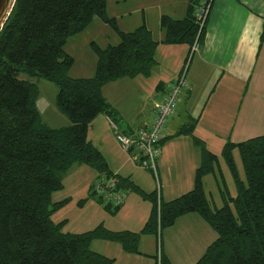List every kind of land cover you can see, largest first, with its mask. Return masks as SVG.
<instances>
[{"label": "trees", "instance_id": "16d2710c", "mask_svg": "<svg viewBox=\"0 0 264 264\" xmlns=\"http://www.w3.org/2000/svg\"><path fill=\"white\" fill-rule=\"evenodd\" d=\"M199 4L200 0H188L183 19L162 16V43L191 48L197 39L204 41L208 17L201 26ZM95 18L116 31L120 42L106 47L91 42L97 57L94 75L72 77L75 58L65 46ZM159 43L145 24L122 31L108 14L107 0H16L0 32V264H113L114 258L92 249L93 241L117 242L125 252L141 254L144 234L158 238L189 213L200 215L218 234L195 264H264V134L228 141L218 155L194 135L196 120L182 127L178 134L193 136L202 160L193 189L170 201L161 198L160 189L145 192L130 178L114 175L122 187L138 192L152 204L140 231H114L101 223L72 233L63 230L66 219L53 220L71 200L55 202L53 194L64 188V178L73 166L83 164L100 175H113L105 155L88 137L100 114L119 122L103 87L125 77L150 76ZM22 73L56 84V105L69 119L68 125L51 127L44 122L37 106L38 86L21 78ZM235 150L241 156L244 178ZM221 156L234 179L236 194L227 186ZM210 174L220 187V208L213 206L206 191L205 178ZM104 207L111 214L118 210ZM159 252L154 255L155 264H173L163 249Z\"/></svg>", "mask_w": 264, "mask_h": 264}, {"label": "crops", "instance_id": "0c3cea01", "mask_svg": "<svg viewBox=\"0 0 264 264\" xmlns=\"http://www.w3.org/2000/svg\"><path fill=\"white\" fill-rule=\"evenodd\" d=\"M187 7L188 0H107L108 14L117 20L122 31L129 32L145 24L154 39L160 42L156 52L157 63L149 77H125L103 87L104 96L118 112L120 129L130 132L148 125L154 117L155 102L180 76L190 46L162 43L165 32L161 27V18L169 15L183 19ZM263 25L264 0H213L204 41L189 64L188 87L182 92L179 107L170 117L165 139L160 143L157 189H160L163 200H173L193 189L195 172L202 160L201 149L195 144L193 136L178 134L182 127L196 120L194 135L205 141L208 149L218 155L228 141L241 142L262 134L254 132L256 122L252 117L264 118V103H258V98H255L256 92L264 93ZM86 32L93 35L86 38L84 43L91 51L93 41L102 47L120 42L117 32L99 18H95L85 31L75 36H83ZM69 54L75 58L70 73L72 77L94 75L97 63L94 52L89 64L84 65L79 73L73 71L77 61L75 54ZM56 97L52 103L43 94L38 98L37 106L46 124L51 127L66 126L69 119L58 109ZM52 108L48 123L43 115ZM57 113L63 123L60 126L53 124ZM111 119L107 114L97 116L90 126L89 139L103 152L113 175L130 178L145 192H153L155 188L150 174L139 167L131 153L122 148L111 127ZM71 173L74 175L72 192L58 201L66 198L71 200L58 212L70 204L83 211L88 206L91 214L82 221L86 225L98 226L103 223L114 231L143 229L152 211L150 201L127 188L128 193H135H129L126 202L117 208L116 213L110 214L92 190L100 173L86 165L77 164L65 176L62 190L67 188ZM83 199L85 201L79 204ZM66 220L65 226L70 222L69 218ZM168 229L171 230L166 237L169 246L163 252L173 264H177L175 255H182L187 264H195L218 237L217 232L196 213L179 217ZM152 238L155 236H142L141 254L127 253L119 243L106 240H95L92 246L96 247L95 251L114 258L113 264H155Z\"/></svg>", "mask_w": 264, "mask_h": 264}, {"label": "built area", "instance_id": "2783aa9c", "mask_svg": "<svg viewBox=\"0 0 264 264\" xmlns=\"http://www.w3.org/2000/svg\"><path fill=\"white\" fill-rule=\"evenodd\" d=\"M213 0H200L197 8V20L201 26L205 23ZM201 43L197 39L190 49L180 76L173 81L163 95L154 104L153 120L146 126H141L133 131L126 132L120 129L119 123L111 119V127L116 133L117 140L125 151L132 154L137 163L158 178L157 160L160 155V143L165 138L167 123L179 107L182 92L188 87L187 72L193 54L199 50ZM102 203L112 208L122 206L128 197V190L122 187L114 175H99L92 187Z\"/></svg>", "mask_w": 264, "mask_h": 264}, {"label": "rangeland", "instance_id": "374dc122", "mask_svg": "<svg viewBox=\"0 0 264 264\" xmlns=\"http://www.w3.org/2000/svg\"><path fill=\"white\" fill-rule=\"evenodd\" d=\"M90 33L91 32H86V34H84L83 36L78 35V36H75L74 38H72L73 37L72 36L71 38H69L67 45L65 46V50L68 53H74L76 58H77L76 67L73 70L75 73L81 72L83 70L82 67L84 65H86L87 63L89 64L91 55H94V54H92L93 52L90 50L88 45H84L85 41H87L86 38L89 39V38H91L89 36H93ZM77 44H78V48H77ZM70 73H71V71H70ZM20 77L24 78V79H29L32 82L37 84L38 89H39L38 98H40L44 94L48 97V99H50L52 101V103H54V98L58 92V88H57L55 83L47 80L46 78L39 77V76H29L28 74H25V73H22ZM147 77H149V76H147ZM256 93H255V98H258V103L263 104L264 103V93L263 94H260L259 92L257 94ZM254 104L256 106H258L256 103H254ZM52 112H53V108L50 111H48L46 114L43 115L45 121L48 123H49V115L52 114ZM58 115H60V114L57 113L56 114L57 117L54 116L53 124L60 126L63 123H61L60 120L58 119ZM61 115H63V114H61ZM62 117H65V116L63 115ZM252 119L254 120V122L257 123V124L256 123L254 124L255 125L254 132L257 134H261V133L263 134L264 133V123H262V121L264 120V118L258 117L255 119L254 117H252ZM234 157H235V160L237 162L239 172L241 173L242 177L244 178L245 174H244L243 163H242L241 156H240V153L238 150L234 151ZM220 164L222 166L223 174H224V177L227 181V186H228L230 192L233 194H236L237 190H236L234 179H233L231 172H230L228 166L226 165L222 156L220 158ZM86 167H89V166L86 165ZM139 167L141 168L140 165H139ZM89 168L93 169L91 167H89ZM145 170L146 169H144V171ZM145 172L150 174V177L152 179V183H153L154 188L156 190L158 188V185H159V182H158L156 176L151 171L146 170ZM195 174H196V172H195ZM73 176H74L73 173H71L68 176L67 186H66L67 188L65 190L58 191V192L54 193L53 201L61 200L62 198L67 197L70 192H72V178H73ZM194 178H195V176H194ZM205 186H206V191L212 200L213 206L220 208L223 205V200H222L219 184L216 182L213 174L206 176ZM129 193H135V192H129ZM86 207H87L86 211H83L80 207H78L74 204H70V206H67L65 208V210H62L61 212H58V213L56 212L57 214L53 215V220L55 222H60L64 219L69 218V220H70V222L68 223L69 225L65 226L63 229L65 232L71 231V232L77 233V232H83L86 230L88 231L89 229L91 230V228H94V226H96V225H93V224L92 225H86L82 222V221H84V219L89 214H91V209L88 206H86ZM113 209H115V208H113ZM169 231H171V230L166 228L162 231V233L160 234V236H158V238H156L157 236H155V235H154L155 238L154 239L152 238L153 239L152 240L153 241L152 242V249L155 250V255H158V256L160 255L159 249H163V251L165 252L164 248L165 249L168 248L169 243H168L166 237L169 234ZM160 247H162V248H160ZM95 248L96 247L92 246L93 250H95ZM175 256L177 258L176 259L177 264H187V262H185L182 255H181V257L178 255H175ZM154 261L156 263L157 258H154Z\"/></svg>", "mask_w": 264, "mask_h": 264}, {"label": "water", "instance_id": "95a60500", "mask_svg": "<svg viewBox=\"0 0 264 264\" xmlns=\"http://www.w3.org/2000/svg\"><path fill=\"white\" fill-rule=\"evenodd\" d=\"M16 0H0V32L6 23Z\"/></svg>", "mask_w": 264, "mask_h": 264}]
</instances>
